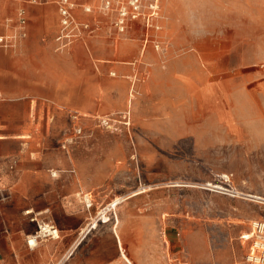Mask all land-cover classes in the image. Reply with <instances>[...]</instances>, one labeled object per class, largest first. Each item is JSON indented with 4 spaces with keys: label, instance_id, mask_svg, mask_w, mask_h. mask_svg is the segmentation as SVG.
<instances>
[{
    "label": "rangeland",
    "instance_id": "1",
    "mask_svg": "<svg viewBox=\"0 0 264 264\" xmlns=\"http://www.w3.org/2000/svg\"><path fill=\"white\" fill-rule=\"evenodd\" d=\"M154 1L142 0L120 32L119 0H69L76 37L60 49L59 12L57 33L42 40L49 127L59 129L48 139L65 171L98 183L80 195L82 207L93 203L87 234L56 233L67 248L61 264H129L122 252L132 264H256L264 0H157L147 26ZM191 124L198 130L186 132Z\"/></svg>",
    "mask_w": 264,
    "mask_h": 264
},
{
    "label": "crops",
    "instance_id": "2",
    "mask_svg": "<svg viewBox=\"0 0 264 264\" xmlns=\"http://www.w3.org/2000/svg\"><path fill=\"white\" fill-rule=\"evenodd\" d=\"M60 1L0 0V264H61L62 237L82 231L87 220L80 195L98 189L96 179L65 171L60 147L48 139L59 129L49 127L42 40L58 31ZM199 90L203 101V85ZM198 128L191 124L186 132ZM42 225L61 239L43 238L30 248L28 239Z\"/></svg>",
    "mask_w": 264,
    "mask_h": 264
},
{
    "label": "built area",
    "instance_id": "3",
    "mask_svg": "<svg viewBox=\"0 0 264 264\" xmlns=\"http://www.w3.org/2000/svg\"><path fill=\"white\" fill-rule=\"evenodd\" d=\"M32 3H38V2H44L46 0H29ZM64 1V0H63ZM157 0L150 5V15L147 17V26H150L151 19L156 17L157 15ZM67 0L62 4V6L59 9V12L61 14V26L59 29V32L56 37V42L58 43L60 49L66 48L69 43L76 37L74 34V18L71 15L70 9L66 5ZM120 15L119 19L117 21L116 26L120 29V32H124L126 26L128 25L129 20H137L141 16V10L143 2L142 0H119L118 2ZM108 6H110V3H108ZM1 21V16H0ZM148 41V40H147ZM146 41V42H147ZM0 43L3 44V39L0 38ZM82 134L81 128L75 129V135L80 136ZM67 144V143H66ZM67 145L63 146V149H66ZM55 176V174H53ZM212 189H214V192L227 195L233 198H238L240 196L244 197L245 199H248L252 201V196L248 195H242L240 192H237L232 187L224 188V187H218V186H208ZM85 206L88 210H90L93 207V203L90 200H85ZM57 230L53 229L52 227L49 228L48 226H39L38 232L31 238L28 239V245L30 248L35 247V243H38L39 240L47 237L51 238H58V235H56ZM262 258L264 259V250L263 253H261L260 256H252V259L257 260ZM251 259V260H252Z\"/></svg>",
    "mask_w": 264,
    "mask_h": 264
},
{
    "label": "bare ground",
    "instance_id": "4",
    "mask_svg": "<svg viewBox=\"0 0 264 264\" xmlns=\"http://www.w3.org/2000/svg\"><path fill=\"white\" fill-rule=\"evenodd\" d=\"M65 2V0L63 1V3ZM70 3H69V0H67V2H66V5H69ZM105 124L107 123V122H104ZM116 205H117V202H114L109 208H111V207H116ZM109 209H104L103 211H101V213H100V215H105L106 213L105 212H107ZM112 210V209H111ZM96 219L93 221V223H91L90 224V226H96ZM258 224H255L254 225V229L256 230L257 228L259 229V230H261V231H263L264 230V225H262V226H257ZM88 229H89V226L87 227ZM257 231V230H256ZM256 231H254V233H256ZM254 234H246L245 235V238L246 239H251L252 238V236H253ZM35 245H37V243H35ZM255 248H257V249H259V250H262V253H263V250H264V240H260V241H258V244L255 246ZM122 257H123V259H125L129 264H132L131 262H130V260L124 255V253H122ZM252 259V258H251ZM252 261H254V262H256V264H264V259H262V258H260V259H258L257 258V260H255V259H252Z\"/></svg>",
    "mask_w": 264,
    "mask_h": 264
}]
</instances>
